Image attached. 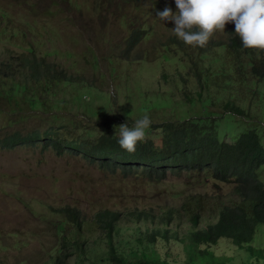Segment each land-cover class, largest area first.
I'll use <instances>...</instances> for the list:
<instances>
[{
  "label": "trees",
  "instance_id": "obj_1",
  "mask_svg": "<svg viewBox=\"0 0 264 264\" xmlns=\"http://www.w3.org/2000/svg\"><path fill=\"white\" fill-rule=\"evenodd\" d=\"M61 1L69 0L53 3ZM101 1L114 5L118 25L127 32L116 42L118 57L128 61L161 60L165 69L162 78L173 83L175 92H184L181 103L186 109L176 112L174 119L151 124L146 142L138 143L135 153H128L117 142L118 125L127 122L132 127L134 122L127 119L132 110L121 114L127 120L120 123L106 120L108 127L87 114L77 118L60 95L73 86V101L87 103L82 98L87 93L78 92L80 84L89 86L94 94L96 89L83 74L48 59L50 53L37 52V27L32 23L37 14L18 18L0 0V42L18 48L0 50V149L42 143L58 155H81L109 179L121 181L134 177L160 182L170 174L197 173L213 184H229L232 197L219 205L216 216L203 226V196L188 197L180 206L159 213L139 206L127 212L104 208L91 219L72 206L55 208L61 216L56 225L60 246L55 253L48 251L50 260L46 264H71L73 259L74 264H169L155 256L157 252L151 246L172 239L185 242L184 264H234L215 252L220 238H228L233 245L250 249L251 256L261 257L263 251L253 242L264 232V52L258 55L245 49L234 33V23H228L221 38L216 33L204 48L185 45L172 34L174 22L157 17L165 8L176 12L175 0ZM20 6L31 13L38 11L31 0H23ZM129 9L136 10L133 17L128 16ZM172 62L176 64L174 72L167 67ZM157 98L172 102L171 98ZM156 99L139 109L146 112L161 105ZM217 101L224 108L221 112L212 110ZM86 105L87 110L98 112ZM108 115L103 111V116ZM221 126H225L223 135ZM158 135L160 139L155 140ZM128 222L138 224L136 230L141 233L137 241L151 247H133L130 254L141 251L135 261L116 247L123 224ZM141 223L148 224L145 230ZM67 224L72 226L69 231ZM181 226L186 227L181 230ZM94 231L102 235L93 238ZM99 238L108 245L107 255L99 258L104 263L88 256L98 258L94 249ZM0 264L7 263L0 258Z\"/></svg>",
  "mask_w": 264,
  "mask_h": 264
},
{
  "label": "rangeland",
  "instance_id": "obj_2",
  "mask_svg": "<svg viewBox=\"0 0 264 264\" xmlns=\"http://www.w3.org/2000/svg\"><path fill=\"white\" fill-rule=\"evenodd\" d=\"M3 1L18 18L27 19L26 14H37L36 21L32 22L37 27V33H34L37 52L50 53L48 59L56 60L73 73L83 74L89 85L96 89L94 94L90 92L89 86L80 84L78 92L87 93L82 96L87 103L73 101V86L60 95L62 100L67 101V107L77 114V118L87 114L93 121H100L101 126L108 127L106 120L112 124L127 119L135 122L147 113L153 124L174 119L177 117L176 112L186 109L181 103L184 92H175L173 83L162 78L165 69L161 60L128 61L118 57L116 42L127 32L118 25L119 17L114 5L101 0L58 3H53L58 0H31L34 10L35 6L38 8V11L31 13L21 8L23 0ZM126 12L129 17H133L136 10L129 9ZM216 37L221 38V33L216 34ZM6 47L16 48L14 44L0 42V50ZM167 67L169 71L176 70L173 62ZM157 96L167 101L171 98L172 102L164 103L163 99H156ZM155 99L161 105L150 107L146 112L139 109L143 105L153 104ZM86 104L91 109H98V112L87 110ZM215 104L212 106L213 111L224 110L221 102ZM257 107L259 111L262 110L259 105ZM105 110L109 112L108 116H103ZM128 110L133 112L130 113L131 118H123L121 114H127ZM224 128L221 126L222 135ZM160 136L155 137V140L160 139ZM200 196L205 202L206 219L201 221L200 226L207 224L210 217H215L218 206L232 197L229 184H213L197 173L170 174L160 182H147L134 177L121 181L109 179L81 155H58L51 148H44L42 143L0 149V258L7 264H46L50 260L47 254L50 251L55 253V249L60 246V238L56 236V225L61 219L55 213L58 207H75L91 219L98 210L104 208L127 212L139 206L153 208L155 213H159L180 206L188 197ZM123 225L116 247L132 261L141 253L137 251L135 255L130 254L133 247H152L157 252L155 256L169 264L185 263V242L180 239L169 242L159 240L148 247L137 241L141 233L136 230L138 224L128 222ZM141 225L145 230L148 224ZM173 226L179 229L178 224ZM185 227L181 226L180 229ZM71 228V225H66L67 231ZM93 234V238L102 235L97 231ZM253 245L263 251L261 257L251 256L250 249L235 246L228 238H220L214 250L234 264L245 261L257 263V259L264 264V232L256 235ZM107 250V243L99 238L94 249L98 258L88 256L91 260L104 263L99 258L106 256ZM71 264H74V259Z\"/></svg>",
  "mask_w": 264,
  "mask_h": 264
},
{
  "label": "clouds",
  "instance_id": "obj_3",
  "mask_svg": "<svg viewBox=\"0 0 264 264\" xmlns=\"http://www.w3.org/2000/svg\"><path fill=\"white\" fill-rule=\"evenodd\" d=\"M175 4L176 12L165 8L157 17L173 21L172 34L185 45L204 48L216 33L225 32L226 25L234 23V33L245 49L255 50L258 55L264 52V0H175ZM151 124L146 113L132 127L127 122L118 125L120 147L135 153L138 143L146 142Z\"/></svg>",
  "mask_w": 264,
  "mask_h": 264
}]
</instances>
